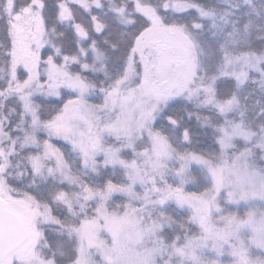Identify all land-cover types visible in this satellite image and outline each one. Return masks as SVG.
Wrapping results in <instances>:
<instances>
[{
  "label": "snow or ice",
  "instance_id": "snow-or-ice-1",
  "mask_svg": "<svg viewBox=\"0 0 264 264\" xmlns=\"http://www.w3.org/2000/svg\"><path fill=\"white\" fill-rule=\"evenodd\" d=\"M0 264H264V0H0Z\"/></svg>",
  "mask_w": 264,
  "mask_h": 264
}]
</instances>
